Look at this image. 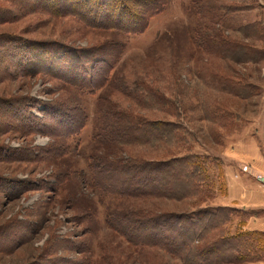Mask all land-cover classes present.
<instances>
[{
    "label": "rangeland",
    "instance_id": "obj_1",
    "mask_svg": "<svg viewBox=\"0 0 264 264\" xmlns=\"http://www.w3.org/2000/svg\"><path fill=\"white\" fill-rule=\"evenodd\" d=\"M147 1L128 0L139 13L137 23L148 27L126 36L88 26L49 0H0V264H181L160 249L135 245L116 224L130 231L139 214L153 219L204 208L236 210L226 212L228 221L209 235L213 241L253 232L249 223L264 218V202L254 206L264 193V35L247 38L223 29L215 24L220 17L198 14L191 0H171L159 14L144 16L153 7ZM212 2L239 9L225 17L231 29L257 23V32L264 30V0H203ZM201 35L244 42L263 51L261 60H224L214 46L205 52L195 43ZM49 41L76 49L119 42L123 54L109 85L85 95L50 71L23 67L32 44ZM227 81L252 86L251 97L222 88ZM47 103L84 115L83 131L73 138L60 135L70 124L48 117ZM133 116L175 124L178 138L125 145L117 133ZM31 117L45 126H33ZM186 155L208 160L210 181L198 195L116 197L95 188L98 176L104 186L127 177L112 163ZM137 230L150 229L139 224Z\"/></svg>",
    "mask_w": 264,
    "mask_h": 264
},
{
    "label": "trees",
    "instance_id": "obj_2",
    "mask_svg": "<svg viewBox=\"0 0 264 264\" xmlns=\"http://www.w3.org/2000/svg\"><path fill=\"white\" fill-rule=\"evenodd\" d=\"M43 1L48 4L47 0ZM111 1L114 2L111 3ZM169 1L171 0H148L147 2H151L153 7L146 9L143 15L152 17L159 14L169 4ZM49 2L59 5L58 8L67 15L77 13L76 15H80L86 24L93 28L109 29L130 36L142 34L148 27L146 22L143 26L140 25L141 22L137 23L139 13L130 6L128 0H49ZM191 2L197 8L198 14L202 16L208 14L212 16L210 18L215 16V20L220 17V20L215 24L223 29L241 33L247 38H255L258 33L259 37L264 35V30L260 29L257 32L259 28L257 23L231 29L225 22V17L239 10L234 6H226L220 2L205 5L203 0H191ZM146 17L143 18L146 19ZM126 22H128V26H122ZM202 38H196L195 43L200 45L205 52L214 46L220 51L219 55L224 60L257 63L263 54L262 50H257L241 41L234 43L226 39H217L219 42H213L211 36H202ZM122 46L119 42H111L89 49H76L58 41L35 42L31 47L34 51L32 58L28 63L23 64V67L33 72L50 71L55 76L64 78L68 85L75 90L85 95H95L100 89L109 85L110 73L116 68L122 57ZM17 53L18 51L16 56ZM222 88L242 99L251 97L253 91L250 85L231 81L224 82ZM54 105L53 103L45 105L47 116L55 119L57 123L70 124L71 127L66 135H60L67 138L78 136L86 125L84 115L82 117L73 115L72 112L67 113ZM74 117H76V121ZM132 118L130 126L124 132L117 133L125 145L169 143L178 138L177 131L180 127L175 124L149 121L137 116ZM29 123L33 126L40 125L42 128L45 126L42 120L33 117ZM115 135L116 132H110V138ZM96 137H98L97 134ZM207 163L208 160L205 157L202 158L198 155H186L162 161L130 159V161L110 164L111 169L116 171L121 169L127 174L126 178L119 181L120 183L112 182L110 185L104 186L99 181L101 177L98 176V181H95L94 185L95 188L109 191L116 197L142 196L154 199L175 197L182 200L192 195H198L202 192L201 189L209 183L210 180L206 173ZM94 167L93 164L89 165V168L93 169ZM228 211L236 212V210L219 207L199 209L185 214H162L153 219H147L145 215L139 214V219L135 221L134 225L137 224L139 227V224H146L150 229L147 233H139L137 227H133L129 231V226L125 227L119 223L116 224V230L118 229L129 239H132L135 245L140 244L144 247L160 249L166 252L172 260L181 264H242L264 261L263 232H242L219 237L213 241L208 240L214 230L228 221V213L226 214ZM167 232L176 235V237L173 239L164 234Z\"/></svg>",
    "mask_w": 264,
    "mask_h": 264
},
{
    "label": "crops",
    "instance_id": "obj_3",
    "mask_svg": "<svg viewBox=\"0 0 264 264\" xmlns=\"http://www.w3.org/2000/svg\"><path fill=\"white\" fill-rule=\"evenodd\" d=\"M236 185V184H235ZM244 193H251V194H253L252 193V191H246V190H244ZM246 195V194H245ZM244 195V196H245ZM260 195H262L263 197H261L260 199H258V203L259 204H255L254 206L255 207H263V206H258V205H260V203H263L264 202V193H261ZM261 205H264V203L263 204H261ZM257 209V208H256ZM249 231H259V232H264V218H262V219H256V220H254V222L252 221V222H250L249 223V227L247 228Z\"/></svg>",
    "mask_w": 264,
    "mask_h": 264
},
{
    "label": "built area",
    "instance_id": "obj_4",
    "mask_svg": "<svg viewBox=\"0 0 264 264\" xmlns=\"http://www.w3.org/2000/svg\"><path fill=\"white\" fill-rule=\"evenodd\" d=\"M242 169L244 170V172H248L249 171V167L248 166H242Z\"/></svg>",
    "mask_w": 264,
    "mask_h": 264
}]
</instances>
